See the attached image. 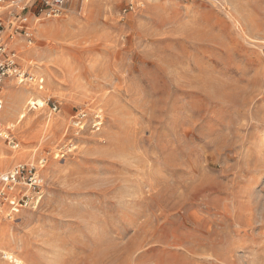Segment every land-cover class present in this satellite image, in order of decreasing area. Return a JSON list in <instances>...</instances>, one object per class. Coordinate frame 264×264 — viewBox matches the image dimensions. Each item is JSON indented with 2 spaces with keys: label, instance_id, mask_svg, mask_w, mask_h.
Instances as JSON below:
<instances>
[{
  "label": "rangeland",
  "instance_id": "374dc122",
  "mask_svg": "<svg viewBox=\"0 0 264 264\" xmlns=\"http://www.w3.org/2000/svg\"><path fill=\"white\" fill-rule=\"evenodd\" d=\"M66 3L17 45L38 109L2 90L0 179L43 161L45 194L0 264H264V0Z\"/></svg>",
  "mask_w": 264,
  "mask_h": 264
},
{
  "label": "built area",
  "instance_id": "2783aa9c",
  "mask_svg": "<svg viewBox=\"0 0 264 264\" xmlns=\"http://www.w3.org/2000/svg\"><path fill=\"white\" fill-rule=\"evenodd\" d=\"M66 6V0H0V110L4 106L2 90L8 79L16 80L19 85L37 83L39 89L44 87L43 79L35 78L22 67V53L17 45L30 48L35 42L37 24L60 18L66 12ZM29 108L36 110L32 104ZM59 110L58 103L52 104L51 113L56 114ZM88 120H92V130L101 129L103 117L99 113L89 117L88 112L81 109L73 121L77 136L84 131ZM39 165L18 164L0 179V210L8 211V216L18 210L35 211L40 206L45 194L41 171L45 164L41 161Z\"/></svg>",
  "mask_w": 264,
  "mask_h": 264
},
{
  "label": "bare ground",
  "instance_id": "6f19581e",
  "mask_svg": "<svg viewBox=\"0 0 264 264\" xmlns=\"http://www.w3.org/2000/svg\"><path fill=\"white\" fill-rule=\"evenodd\" d=\"M38 79H41V78H38ZM9 84L11 85V88L8 87ZM38 84H39V82H38ZM34 85H35V83L33 85H30V84L19 85L18 82L15 84H12L10 81L8 83H6V86L3 88V92H4L3 96H5V98L7 97L6 100L10 99L7 101H11L13 106L15 105V107H13L14 115H17L20 112V110H22L21 117L27 118L28 117V111H32L29 108L31 104L36 106V110L38 109L37 103L42 102V100H39L37 102L33 98V99H29V101L27 102L28 98H30L34 95L37 96L36 95L37 90L35 89ZM43 89H44V87L42 89L38 88L39 91H42V92H38V93L43 95V93H44ZM82 104H87V101H84ZM0 138L9 139V134L2 128H0Z\"/></svg>",
  "mask_w": 264,
  "mask_h": 264
}]
</instances>
